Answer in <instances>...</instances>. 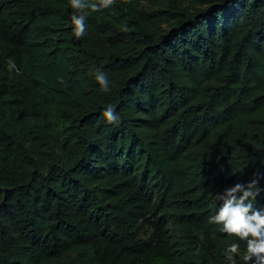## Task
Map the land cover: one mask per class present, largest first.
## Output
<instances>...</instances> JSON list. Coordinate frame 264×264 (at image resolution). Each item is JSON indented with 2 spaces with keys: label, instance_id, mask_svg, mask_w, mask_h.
Returning <instances> with one entry per match:
<instances>
[{
  "label": "trees",
  "instance_id": "16d2710c",
  "mask_svg": "<svg viewBox=\"0 0 264 264\" xmlns=\"http://www.w3.org/2000/svg\"><path fill=\"white\" fill-rule=\"evenodd\" d=\"M145 1L0 0V264H244L209 218L264 206V0Z\"/></svg>",
  "mask_w": 264,
  "mask_h": 264
},
{
  "label": "clouds",
  "instance_id": "9594fccd",
  "mask_svg": "<svg viewBox=\"0 0 264 264\" xmlns=\"http://www.w3.org/2000/svg\"><path fill=\"white\" fill-rule=\"evenodd\" d=\"M70 4L75 10L90 8L92 11H99L112 5L113 0H100L99 4H88L86 0H70ZM85 19V15H77L76 12L71 15L73 33L77 39L85 34ZM14 68V61L9 60V69ZM95 78L105 91L109 90V81L103 72H99ZM103 116L110 123L118 119L113 106L104 109ZM257 186L258 180L251 179L247 183L237 182L222 192L215 193L214 199L222 201V204L216 209L215 215L209 218L210 223L222 225L221 232L246 242L242 256L244 264H264V206L256 207L252 202L259 194L255 190ZM240 251L239 243L233 242L228 246L224 259L233 264Z\"/></svg>",
  "mask_w": 264,
  "mask_h": 264
},
{
  "label": "rangeland",
  "instance_id": "374dc122",
  "mask_svg": "<svg viewBox=\"0 0 264 264\" xmlns=\"http://www.w3.org/2000/svg\"><path fill=\"white\" fill-rule=\"evenodd\" d=\"M153 2H154V0H146L143 5H144V7H149V6L153 5Z\"/></svg>",
  "mask_w": 264,
  "mask_h": 264
}]
</instances>
